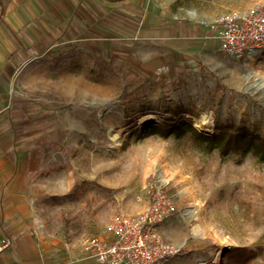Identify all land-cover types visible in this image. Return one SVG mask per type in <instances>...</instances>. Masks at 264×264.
I'll return each instance as SVG.
<instances>
[{
  "label": "rangeland",
  "instance_id": "rangeland-1",
  "mask_svg": "<svg viewBox=\"0 0 264 264\" xmlns=\"http://www.w3.org/2000/svg\"><path fill=\"white\" fill-rule=\"evenodd\" d=\"M108 1L103 34L115 43H106L92 65L79 53L84 73L67 72L74 59L44 55L10 77L13 98L39 102L32 118H40L56 164L64 166L48 176L60 184L47 188L56 194L47 202L49 231L81 247L115 214H138L146 186L160 179L169 182L175 216L190 217L203 248L192 264H228L227 253L236 250L255 254L234 264H264V162L205 154L174 137L136 139L144 125L177 118L206 134L216 122L241 121L264 136V53L235 60L204 27L226 13L264 9V0H127L125 8ZM151 9L158 13L153 23L144 21ZM70 168L79 186L67 192Z\"/></svg>",
  "mask_w": 264,
  "mask_h": 264
},
{
  "label": "crops",
  "instance_id": "crops-1",
  "mask_svg": "<svg viewBox=\"0 0 264 264\" xmlns=\"http://www.w3.org/2000/svg\"><path fill=\"white\" fill-rule=\"evenodd\" d=\"M106 3L111 5L108 0H0V10L4 11L0 19V242L9 241L0 253V264H98L82 246L75 248L48 229L47 202L56 194L48 196L47 188L60 185L59 180L48 176L56 171L61 174L64 166L61 159L56 164V152L47 145L51 136L39 125L40 118H32L39 102L13 98L10 77L21 66L23 69L44 55L60 62L74 59L76 62L67 66V72L84 73L78 62L84 55L79 53H85L87 64L90 61L92 65L96 54L108 47L106 43H115L103 34ZM113 3L125 8L121 5H126L127 0ZM148 16L144 21L150 19L153 23L158 19L157 11L152 10ZM66 48L70 51H64ZM59 155L62 157V152ZM66 171L68 192L79 186V178L72 168ZM158 182L165 183L168 189V181ZM92 183L93 180L86 182ZM101 186L104 194L109 193L107 184ZM143 208L133 211L140 213ZM88 209L92 212L94 206ZM189 221L188 215L178 213L161 225L165 239L179 250L168 264H192L201 257L203 248L190 232ZM106 226L98 235L105 232Z\"/></svg>",
  "mask_w": 264,
  "mask_h": 264
},
{
  "label": "built area",
  "instance_id": "built-area-1",
  "mask_svg": "<svg viewBox=\"0 0 264 264\" xmlns=\"http://www.w3.org/2000/svg\"><path fill=\"white\" fill-rule=\"evenodd\" d=\"M204 27L219 51L238 61H253L264 53V9L251 8L217 17ZM166 184L146 186V202L136 215L115 214L102 235L88 238L82 246L98 264H168L179 252L161 230L162 223L176 212ZM9 241L0 242V253Z\"/></svg>",
  "mask_w": 264,
  "mask_h": 264
},
{
  "label": "trees",
  "instance_id": "trees-1",
  "mask_svg": "<svg viewBox=\"0 0 264 264\" xmlns=\"http://www.w3.org/2000/svg\"><path fill=\"white\" fill-rule=\"evenodd\" d=\"M214 130L213 134H206L194 127L190 120L177 118L144 125L137 130L136 139L149 136L164 139L174 137L185 139L191 143V147L203 149L205 154L216 151L220 157H224L234 153L239 158L249 154L257 161L264 162V136L248 128L244 122L240 121L238 124L216 122ZM254 254L253 250H236L227 253L226 261L228 264L243 263L252 259Z\"/></svg>",
  "mask_w": 264,
  "mask_h": 264
}]
</instances>
